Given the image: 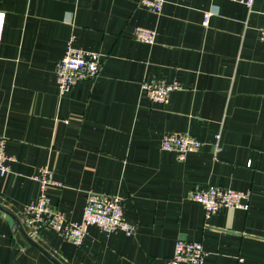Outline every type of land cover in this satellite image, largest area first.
<instances>
[{"label": "crops", "instance_id": "crops-1", "mask_svg": "<svg viewBox=\"0 0 264 264\" xmlns=\"http://www.w3.org/2000/svg\"><path fill=\"white\" fill-rule=\"evenodd\" d=\"M0 0V134L12 158L0 204L23 221L47 166L54 208L79 220L86 195L118 196L133 235L87 228L76 246L45 226L34 239L62 264H166L176 239L199 240L204 264H264V0ZM213 11L206 25L204 11ZM156 30L153 44L135 27ZM98 52L94 79L59 94L54 68L67 43ZM177 80L167 102L143 83ZM202 145L179 160L166 132ZM248 191L247 210L206 217L194 187ZM0 264H55L0 211Z\"/></svg>", "mask_w": 264, "mask_h": 264}, {"label": "built area", "instance_id": "built-area-1", "mask_svg": "<svg viewBox=\"0 0 264 264\" xmlns=\"http://www.w3.org/2000/svg\"><path fill=\"white\" fill-rule=\"evenodd\" d=\"M165 0H140V3L157 13L162 9ZM247 5L251 0H246ZM213 11H204L203 24L206 25ZM4 13L0 12V32L3 27ZM133 37L141 42L153 44L156 30L150 27L137 26ZM259 39L264 43V25L259 28ZM101 56L98 52L88 51L74 46L71 41L66 45L61 59L54 68L56 85L60 95L68 92L73 85L82 79H94L101 67ZM143 88L148 98L156 102H167L170 92L180 88L177 80L144 82ZM6 137L0 134V177L9 172L12 158L6 153ZM202 142L193 135L180 132H166L161 138V148L172 151L177 159L183 160L186 155L200 148ZM33 178L38 182L37 197L24 207L22 225L33 238L45 227L63 233L66 240L80 246L90 225L97 226L105 233L121 231L130 236L136 232V225L128 222L123 213L122 201L118 196L98 192L86 195L82 216L79 220H67L64 213L54 208L49 195L51 185H60L53 177L52 170L40 166ZM188 199L200 204L206 217L219 209L239 208L247 210L250 204L248 191L231 187L209 185L194 187L188 193ZM205 250L199 240L178 238L174 243L173 253L166 264H204Z\"/></svg>", "mask_w": 264, "mask_h": 264}, {"label": "water", "instance_id": "water-1", "mask_svg": "<svg viewBox=\"0 0 264 264\" xmlns=\"http://www.w3.org/2000/svg\"><path fill=\"white\" fill-rule=\"evenodd\" d=\"M0 211L6 213L9 217L12 218V220L15 223V226L22 236V238L30 245L36 247L38 250H40L46 257H48L53 263L55 264H62L60 261H58L53 255H51L48 251H46L31 235L27 233L25 228L22 225V222L20 221L19 217L11 211L8 207L0 204Z\"/></svg>", "mask_w": 264, "mask_h": 264}]
</instances>
